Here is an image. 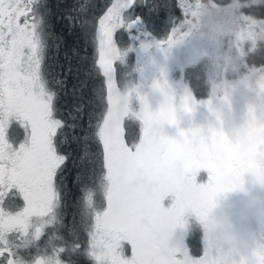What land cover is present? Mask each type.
<instances>
[{"label":"snow or ice","instance_id":"snow-or-ice-1","mask_svg":"<svg viewBox=\"0 0 264 264\" xmlns=\"http://www.w3.org/2000/svg\"><path fill=\"white\" fill-rule=\"evenodd\" d=\"M135 2L116 0L99 21L97 63L107 81L108 106L97 119L84 94L93 66L81 67L83 58L73 66L75 48L65 53V64L50 56L60 38L52 31L53 11L47 0H0V264H81L82 258L93 264H225L209 252L193 260L187 253L178 258V249L167 248L178 220L166 216L160 205L158 193L172 181L164 170L191 147L203 145L207 137L200 128L181 131L182 139L159 134L162 122L177 123L172 95H167L159 112H152L140 96L143 107L132 113L128 98L117 90L113 71L121 53L113 44V34L134 23L123 13ZM181 6L185 19L175 25L163 45L183 35L195 3ZM262 8L244 7L237 42L241 57L257 50L249 33L258 20L264 21L257 18ZM65 18L70 27L75 23L71 12ZM79 27L88 35L90 21L82 20ZM247 41L251 46L245 50ZM258 71L264 67H253L249 73ZM73 76L77 83L69 87ZM192 103L186 91L182 107L191 112ZM126 118L141 121L138 143L125 142ZM13 124L23 129L22 140L9 137ZM210 132L213 141L224 140L222 132ZM97 143L102 153L94 150ZM235 172L231 167L209 168L208 185L182 201L179 212L197 211L211 203L226 190V181ZM70 177L81 194L77 213L65 223L62 209L72 195ZM17 197L22 205L16 204ZM32 217L46 219L32 224ZM126 244L131 246L128 256Z\"/></svg>","mask_w":264,"mask_h":264},{"label":"clouds","instance_id":"clouds-1","mask_svg":"<svg viewBox=\"0 0 264 264\" xmlns=\"http://www.w3.org/2000/svg\"><path fill=\"white\" fill-rule=\"evenodd\" d=\"M246 4L264 7V0H229L223 5L215 3L214 0H196L192 16L184 25L183 35L167 46L171 49L190 42L195 43L197 47L194 55L205 62L210 71L217 74L219 80L213 85L208 107L209 111L216 114L218 120L222 115L221 106L229 104L235 91V85L224 77L226 74L242 70V52L237 47V42ZM249 38L253 47H256L258 42H264V21H257L249 33ZM243 81L251 82L264 94V71L248 73ZM151 88L161 95L162 102L165 92L161 89V83L156 81ZM133 94L137 97L143 96L148 102V94L142 93L138 88L127 89L123 96L129 99ZM250 109L257 114V109L249 106L243 124L245 132L251 122ZM256 123H264V106L259 109ZM198 177L197 187L182 190L174 197H169L166 216L177 218L176 226L182 227L188 225L190 218H195L203 232L209 254L217 242L228 246L229 254L223 259L225 264H264V196L260 194L264 191V150L257 152L252 164L236 168L235 175L226 181V190L215 195L211 203L202 204L197 211L186 209L182 213L179 212L182 201L188 199L193 191L208 185V181L200 182ZM179 179L187 182L190 178L181 175ZM232 196L239 199L233 201L230 199ZM252 220L255 221L256 228L249 227ZM241 248L246 251L239 253ZM233 253H239L238 259L233 257Z\"/></svg>","mask_w":264,"mask_h":264},{"label":"rangeland","instance_id":"rangeland-1","mask_svg":"<svg viewBox=\"0 0 264 264\" xmlns=\"http://www.w3.org/2000/svg\"><path fill=\"white\" fill-rule=\"evenodd\" d=\"M179 1L181 7L180 9L182 10V12H184V8L181 6L182 4H189V3L194 4L196 2V0H179ZM124 31L127 33V36L130 37L129 39L132 43L131 48H129V51L126 52L127 49H123V48L121 49V47L117 46L115 42L113 43L114 46L118 49V51L121 52V58L117 59L114 62V65L115 63L120 64V68L124 73L122 76V83L120 85L118 84L116 79L117 74L115 75V80L117 83L116 88L121 93V95L123 96V94L127 89L138 88L142 93L148 94L149 99L148 102L145 103L148 106L150 104L149 102L154 100V97H156L157 95V93L152 90L151 85L157 80H160L161 89L162 91L165 92V97H167V95L173 96L172 102H173V106L176 108L177 123L169 124L167 122H162V126L159 129L160 130L159 133H161L163 136H166L168 138L180 139L182 138L180 136L181 131L186 132L189 129L200 128L204 133H206L208 131L207 130L208 128L209 130L213 128L218 132L225 133L227 140L230 141V145L228 146L226 151L224 150L225 151L224 159L228 168L231 167L236 169L238 167H243L252 164L254 162V157L256 156L257 152L260 150H264V125L260 127L262 128L261 132H259L258 129H255L254 135H251L250 133L247 134L248 129L246 132L244 131L243 124L245 123V120L247 118V116L245 115L248 114V107L246 106L247 103H251L252 104L251 106H254L257 109V114H259V109L262 106H264V94H261L259 90L256 88V86L251 82L244 83L243 77H245L253 69V67L256 68L264 67V55L262 56L258 51V47L262 45L264 46V42H258L257 50L255 53L249 52L248 57H241V68H242L241 71L235 73H229L225 75L224 79L235 85V91L232 93L230 97L229 104L221 106L222 115L220 120H218L214 112L209 111L207 116L204 115V112L206 111V108H208V101L212 96L213 85L216 82H218L219 77L217 76L216 73L210 71L207 68L205 62L199 60L194 55L195 49L197 47L195 43L190 42L182 46L173 47L169 49L167 45L162 44V42L165 40H159L156 37L153 38H150L149 36L147 37L143 35V33H141L140 31H138L137 28H135V26L132 24L131 27H125ZM121 34L123 35L122 32ZM225 39L227 41L228 38L226 37ZM250 46H251L250 41L245 42L243 45L245 50H247ZM136 58H138V60H136ZM198 62H202L205 65L206 69L204 70L209 84L208 87L211 88L209 98L205 101H200V100L197 101L195 98L192 97L191 91L185 84L181 75L183 69H186L188 66L193 67L197 65ZM164 81H167V85H165ZM181 82L183 83L184 89L180 88ZM246 87L252 90V94L248 95ZM149 89H151V92ZM186 91L191 94L193 100L191 112L185 111V109L182 107V97L185 95ZM132 96L140 99V96L137 97L135 94H133ZM239 98L240 101L238 102V105L235 106L238 108H232V105L234 104L233 101ZM161 99L162 97L160 95V100ZM165 104L166 102L162 101V106H164ZM130 105L131 104L128 101L129 108ZM142 107L143 104L141 107L138 108L135 107V111L139 113ZM257 114L255 112L251 114V121L254 122L255 128L259 127V125L256 123ZM239 117L241 118L240 119L241 125L233 129L232 122ZM22 130L23 129L20 128V133H24V131ZM138 130H139V136H142L143 132L141 131V127L139 125L137 127V132ZM16 132L19 133V128L17 127L14 130V133ZM244 133L247 134L246 136H249L248 139L249 141H251V144L244 143L243 140L239 139L240 135ZM210 141H212L211 136H210ZM247 144H250V146H247ZM235 145H239L241 147L234 148ZM184 154L187 157V154L186 153ZM199 161L200 160L196 161L195 163L196 165L195 166L193 165L194 168L192 170L186 172H184V170L187 164H184L181 160L177 161L173 167L165 169L164 170L165 175H170L173 178V173H174L177 184L176 187L172 189L173 187H171V185L174 184L175 182V180L172 179L171 183H166L160 189L158 193L159 196L163 194H167L169 191L173 194H176L182 190L187 189L186 186L195 188L198 186L196 184V177L199 176L198 175L199 171L204 170L206 172L205 175L198 177L200 182H206L208 181L209 178V168L220 169L219 164L215 162L214 157L211 158V161L204 164L208 166L207 168L197 169ZM180 168H183L182 172L177 171V169ZM181 175L188 177L190 179H188L187 182H184L179 179ZM178 183H180L179 186ZM184 183L185 186L183 185ZM260 194L261 196H264V191H261ZM230 199L233 201H237L239 197L232 196ZM161 208L163 213L167 215L168 206L167 205L164 206V204H161ZM44 219L46 218L32 217L31 223L40 224ZM191 221L195 222V224L198 225L195 218H190L187 226L184 227L176 226L171 231V234L169 235L167 240V248L178 249L179 250L177 252L178 258L182 257L184 253H187L191 259L198 260V259H202L205 253L208 252V246L206 241L203 239V232L199 227L201 231V236L199 239L201 242L202 253L200 256H197L196 258L191 255V251H189L188 240H187L188 234L190 233L189 227L192 224ZM249 227L251 228L257 227L254 220L250 222ZM45 231H48L47 227L45 228ZM29 232H31V229H29ZM245 251L246 249L244 248L239 249V253H243ZM124 252H125V256L131 255V246L126 244L124 248ZM239 253H233L232 255L234 258L238 259ZM228 254H229L228 246L221 242H217L211 249V255L214 258L223 260L224 257H226Z\"/></svg>","mask_w":264,"mask_h":264},{"label":"trees","instance_id":"trees-1","mask_svg":"<svg viewBox=\"0 0 264 264\" xmlns=\"http://www.w3.org/2000/svg\"><path fill=\"white\" fill-rule=\"evenodd\" d=\"M115 2L116 0H47L49 7L53 11L51 17L52 31L60 38L53 43L50 56L60 64H65V53L69 52V54H71L70 49L75 48L77 55L72 58L73 66L80 64L81 58H83L81 67L93 66V76L88 80V86L84 89V94L89 98L90 109L94 110L97 119H100L106 113L108 106V91L106 78L103 76V72L99 69L97 63L99 54L98 41L95 38V34L99 29L100 19L103 18L107 10ZM214 2L223 5L228 3L229 0H214ZM180 8L179 0H136L130 8L124 11L123 15L128 21H134L132 25L143 33V35L149 36L150 38L156 37L159 40H166L167 37L171 35L175 25L178 27L185 19V14ZM245 11H247V9H245ZM69 12L76 17L75 23L72 24L71 27L70 21L65 18L66 14ZM257 18H264V8L261 9V14H257ZM82 20L90 21L88 35H85L79 27ZM124 29L125 27H121L114 31L113 43L115 42L121 49H127V52L129 48H131L132 43ZM56 45H59L58 51ZM258 51L263 56L264 46H259ZM114 67L117 72L116 79L119 80L118 84H120L123 71L119 63H115ZM186 77L190 79L189 82L195 90L197 89L204 93L207 92L208 87L204 84V71L200 69L199 66L187 69ZM79 79H84L82 72ZM76 83L77 79L75 76L69 78V87ZM201 94L200 92L199 96H201ZM138 125L137 119H125L123 128L126 143H134L136 141L137 135L139 136V130L137 132ZM16 127L19 128V133H14ZM20 128L21 127L15 124L11 125L8 129L9 137L14 140H22L24 133H20ZM94 150H99L102 153V146L97 143ZM69 186L72 190V195L64 202L62 209L65 214V223L70 222L73 215L77 213L78 209L76 207V202L81 194L76 186L71 183V177L69 178ZM22 203V199L17 197L16 204L22 205ZM189 229L190 233L187 238L188 247L189 251H191V255L196 258L202 253L199 239L201 231L199 226L195 224H191ZM47 232L48 231H45L46 234ZM43 240L44 237H41V242H43ZM81 264H93V262L86 258H82Z\"/></svg>","mask_w":264,"mask_h":264},{"label":"flooded vegetation","instance_id":"flooded-vegetation-1","mask_svg":"<svg viewBox=\"0 0 264 264\" xmlns=\"http://www.w3.org/2000/svg\"><path fill=\"white\" fill-rule=\"evenodd\" d=\"M136 60H138V58H136ZM136 60H134V61H136ZM198 66L200 67V69H202L204 71V76H205L204 84L206 85V87H208L209 84H208L207 76H206L205 70H204V69H206V67H205V65L202 62H198V64L195 65V66H193V67H198ZM193 67L192 66H188L186 69H183V71L181 72L182 79L184 80V82L187 85V87L190 89L193 98H195L197 101H199V100L200 101H205V100H207L209 98V95H210V92H211V88L208 87L207 92L204 93L203 91H200V90H197V89L195 90V88H193L191 86V84L189 82L190 79L188 77H186V72H187V69L193 68ZM116 74H117V72H116V69L114 67V71H113V79L114 80H115V75ZM122 74H124V73H122ZM118 81L119 80H117V82ZM157 82H161V81L160 80H157ZM115 83H116V80H115ZM121 83H122V81L120 82V84ZM116 87H117V83H116ZM183 87H184L183 86V83L181 82L180 88L184 89ZM246 89H247L248 95L252 94V90H250L248 87H246ZM149 90L151 92V89H149ZM200 92L202 93L201 96H199ZM156 93H157V95H156V97H154V100H152L151 102H149L151 105L150 104L148 105V108L152 112H159L160 109H161V106H162V102H161L162 99L160 100V94L158 92H156ZM128 101L131 104L130 105L131 112L132 113H137L135 111V107L136 108L141 107L142 106V101L139 98L133 97L132 95L129 97ZM163 101L167 102V97H165ZM239 101H240V98L239 99H235L233 101L234 104L232 105V108H238V107H235V106L238 105V102ZM143 103L144 104L146 103V101H145L144 98H143ZM132 104H133V106H132ZM251 105H252L251 103H247V106L246 107L249 108V106H251ZM208 113H209V107L206 108V111L204 112V115L207 116ZM247 115L248 114H246L245 116H247ZM132 119L133 118H131L130 120H132ZM240 119H241L240 117L239 118H236L232 122L233 123V129L241 125ZM137 123H139V126L141 127V121L137 120ZM254 125H255L254 122L251 121L250 122V125L247 126V129H248V133L247 134L250 133L251 135H254L255 129H258V131L261 132L262 131V128H260V127L262 125H264V123L259 124V127L258 128H255ZM161 126H162V123L159 126V129L161 128ZM211 129H213V128H211ZM207 130L208 131L205 133V135L207 137L205 143L203 145H201V146L191 147L190 149H188L187 151H185V153L187 154V157H186L185 154H184V157L185 158L183 156L181 157L180 160L184 164H187L184 172L189 171V170H192L194 168V166L196 165L195 163H196L197 160H200L198 162L197 169L207 168L208 166L207 165H204V164H206L207 162L211 161V158H213V157H214L215 162L217 164H219L220 169L228 168V166H227V164L225 162V159H224V154H225L226 149L230 145V141L227 140V137H226V134L225 133H223V136H224V140L223 141H213L212 139H211L212 141H210L211 132H210L209 128ZM141 131H142V128H141ZM159 132H160V130H159ZM159 134H161V133H159ZM247 134H245V133L244 134H241L240 137H239V139L243 140L244 143H250L251 144V141H249V139H248L249 136H246ZM129 137H130V135H129ZM140 138H141V136H138L137 135L136 141L134 143H138ZM128 144L131 145L132 143H128ZM250 144H247V146H250ZM238 147L240 148L241 146H239V145H235L234 146V148H238ZM217 161H220V163H218ZM190 164H191V167H190ZM205 173L206 172L204 170L203 171H199V174L198 175L202 176V175H205ZM172 179L175 180L174 184L171 185V187H173L172 189H174L176 187V184H177V181L175 179L174 173H173V178ZM179 185H180V183H178V186ZM183 185L185 186V183ZM186 188L187 189H190L191 187L190 186L189 187L186 186ZM174 196H175V194L171 193L170 191L167 194L161 195L160 196L161 197V199H160V205L161 204H164V206L167 205L168 204L169 197H174ZM191 223L192 224L193 223L195 224V222H192V221H191ZM195 225H197V224H195Z\"/></svg>","mask_w":264,"mask_h":264}]
</instances>
